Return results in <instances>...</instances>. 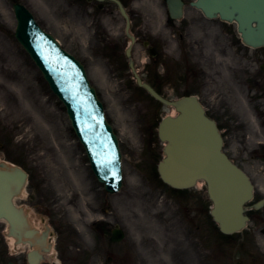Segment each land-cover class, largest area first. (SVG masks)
<instances>
[{
	"label": "rangeland",
	"instance_id": "rangeland-1",
	"mask_svg": "<svg viewBox=\"0 0 264 264\" xmlns=\"http://www.w3.org/2000/svg\"><path fill=\"white\" fill-rule=\"evenodd\" d=\"M51 1L30 0L31 3L38 6L39 9L37 8L38 10L35 11L45 27L47 26L70 52L85 62L89 77L105 103L107 116L113 123L121 141L125 185L121 194L110 196L104 192L103 187L91 173L82 147L71 129L64 109L51 94L46 83L43 82L38 69L15 40L16 19L12 7L8 5L2 7V19H0V160L11 159L29 167L31 172H44L48 177L46 181L49 183V187L58 190L56 192L60 194L64 209H67L69 202L76 201V196L72 198L73 194L80 190L81 193L85 192V196H88L87 190L92 188V221L101 217L112 222L124 220V223H121L128 232V239L121 245L110 246L107 236L103 235V245L100 247L99 239H96L98 264H108L110 257H113V262L110 264H123L121 247L133 250L132 244L136 245L138 249H135V260H132L130 255V261L135 263L138 257L145 255L148 264H158L159 254L157 257L151 253L155 245L147 243L144 237L141 238V235L151 234L144 231L142 227L146 224L149 225L148 216L152 217L158 213L163 205L153 209L152 201L148 203L143 199L146 197L143 194V189H147L145 173L149 170L151 172L162 158V145L157 139L156 126L163 116L171 114L172 111L151 102L144 93L135 89V85L129 77L127 61L123 55L125 47H121V44L125 45V23L118 15L111 18L106 28L99 27L103 31L101 38L104 36L107 39H112L113 37L118 41L117 44H114L115 41L110 40L111 45L109 46L118 56L109 59L108 68L105 66L106 61L103 65L105 70H103V66H100L99 60L94 57L92 52V46L95 45V40L92 39V18L90 21L89 18L83 16L84 11L92 14V10H86V7L79 6V11L65 9L64 15L60 16L49 11L51 8L46 5V2ZM64 2L65 0H59L58 4L62 5ZM66 8L68 7L66 6ZM145 8L148 9L147 6ZM148 10L152 11L150 12L153 13L152 18H144L136 22L137 32L141 35L142 42L153 37L152 34L158 30L161 20L157 16L160 14L159 11L154 13L153 7ZM220 28L219 21L208 22L210 32H217ZM164 36L168 40L165 46V49L168 46V51L164 52L165 55L172 56L170 52L174 50V55L180 57L181 49H178L172 41L171 33L166 31ZM210 36L211 34H209ZM213 42L215 41L211 37L208 44ZM162 58V61L160 59L153 60L149 50L145 49L142 44L135 50L137 67L143 76L152 79L160 77L161 74L164 75L162 79L164 81L170 79L173 85L160 84L163 92L170 98H177L181 95V89L185 87L184 76H181V71L174 78L167 58L165 56ZM164 62L167 63V67L162 66ZM224 70L228 75L226 67ZM104 71L106 72L104 73ZM111 71L118 81L116 77L112 79L106 76V73L110 74L108 72ZM224 84L226 91H233L232 97H227L224 100H214L213 97L211 100L204 98L206 106L209 109H221L220 121L225 116H232L238 110H241V113L244 111L250 113L251 107L247 105V100L236 93L234 88H229L228 81ZM262 103V101H256L254 106H261ZM135 124L141 129L143 126V135L137 131ZM144 135L143 140L142 136L144 137ZM229 149L232 150V147ZM232 152L234 154L235 149ZM159 188L160 190L155 191V197H159L160 201L164 202L166 192L170 191L162 185ZM180 198L179 205L181 207L174 205L171 201L174 214L176 213L171 222L176 223L178 217L184 219L185 210L189 206L192 207L194 214V211H202L200 208H204L206 205V195L202 186L183 193ZM167 210L168 208L166 212L169 213ZM158 217L162 219L161 215ZM200 219L198 216L195 221L198 223ZM175 223H170L167 226L168 229L165 228L160 234L164 237L162 241L173 236H180L181 239L177 238L176 243L179 244V248L186 249L185 238L192 242L195 240L188 235L189 232L185 233L186 229L183 225L178 227ZM102 229L108 228L105 225H100L96 232H99L100 235ZM212 248V244L205 247L208 264H215V261L211 259V257L215 259V254H210ZM224 252L226 264H234L233 258L236 257L240 260V255H234L232 248L224 249ZM179 256L177 252L170 254L163 259L165 260L163 264H172L173 260L180 258ZM159 264L161 263L159 262ZM242 264H249V262L245 261Z\"/></svg>",
	"mask_w": 264,
	"mask_h": 264
},
{
	"label": "water",
	"instance_id": "water-1",
	"mask_svg": "<svg viewBox=\"0 0 264 264\" xmlns=\"http://www.w3.org/2000/svg\"><path fill=\"white\" fill-rule=\"evenodd\" d=\"M196 5L202 8L206 15L216 17L219 14L224 20L238 22L239 31L247 45L264 46V0H200ZM15 9L21 22V34H26L28 44L19 34L18 37L27 49L30 46L28 50L32 57H35L36 62L48 71L47 69L50 68L48 58L52 56L54 64L72 69L67 57L60 54L55 46L50 47L46 42L41 46L42 39L30 13L24 7H15ZM71 60L73 61L72 58ZM131 68L140 86L145 87L161 102L175 107L179 113L175 118L167 117L160 129L162 141L168 142L164 149L166 158L159 168L163 181L182 189L195 186L198 180H204L214 204L212 214L216 221L226 232L242 228L247 220L244 216V205L253 196V186L248 177L223 153V141L216 123L206 116L196 98L167 101L141 81L133 62H131ZM78 74L76 75L80 78L78 83L85 85L83 72ZM82 89L84 88L81 86L76 87V91ZM92 94L96 98L94 92ZM108 134L112 136L111 128L103 126L97 136L102 146L109 143ZM112 138L114 139V136ZM109 157H111L110 161L103 163L106 166L103 181L106 183L107 190L115 192L122 184L119 180L120 170L117 169L118 159H115L114 148L107 155V158ZM10 205L8 203V210L3 212L10 214Z\"/></svg>",
	"mask_w": 264,
	"mask_h": 264
},
{
	"label": "flooded vegetation",
	"instance_id": "flooded-vegetation-1",
	"mask_svg": "<svg viewBox=\"0 0 264 264\" xmlns=\"http://www.w3.org/2000/svg\"><path fill=\"white\" fill-rule=\"evenodd\" d=\"M254 56L257 57V54ZM260 69L259 73L262 76L251 77L249 84L250 88L255 90V94L264 98V70H262V66ZM234 126L238 131L235 134L234 161L245 170L255 187L254 199L248 210L250 224L247 231L239 237V242L250 244L253 253L252 260L255 262L256 248L260 252H264V123L229 124L226 125V128L231 131ZM248 127L256 129L248 131ZM42 192L39 188H29L27 195L19 199L20 205L47 214L48 200ZM41 218L44 220L43 215ZM52 223L56 237L54 238V248L50 253L48 230L45 227L36 229L34 241L19 245L16 238L6 237L7 224L0 221V264H78L79 254L70 252L73 240L69 231L65 229L66 227Z\"/></svg>",
	"mask_w": 264,
	"mask_h": 264
},
{
	"label": "bare ground",
	"instance_id": "bare-ground-1",
	"mask_svg": "<svg viewBox=\"0 0 264 264\" xmlns=\"http://www.w3.org/2000/svg\"><path fill=\"white\" fill-rule=\"evenodd\" d=\"M112 80V79H111ZM172 208V207H171ZM171 208L169 209V211L171 210Z\"/></svg>",
	"mask_w": 264,
	"mask_h": 264
}]
</instances>
